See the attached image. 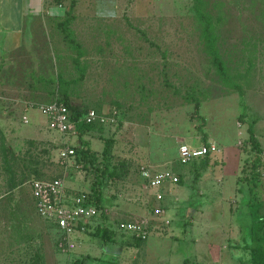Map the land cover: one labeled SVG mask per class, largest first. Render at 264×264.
<instances>
[{
	"label": "rangeland",
	"instance_id": "rangeland-1",
	"mask_svg": "<svg viewBox=\"0 0 264 264\" xmlns=\"http://www.w3.org/2000/svg\"><path fill=\"white\" fill-rule=\"evenodd\" d=\"M116 1L137 7L107 16L90 0H51L22 43L0 55V264H247L237 246L254 244L251 227L264 234V0H203L230 82L216 71L194 0ZM64 97L84 115L105 118L84 140L101 161L114 136L112 166L122 175L105 189L108 221L99 217L79 234L71 254L39 216L31 184L61 174L59 142L78 145L79 135L57 133L26 106ZM196 111L219 149L206 168L201 160L182 167L178 158L181 145H204ZM252 122L259 155L249 143ZM255 159L258 180L249 188L245 169ZM162 162L177 168L183 184L163 216L149 217L142 240L126 225L154 210L147 201L155 191L141 172ZM70 169V191L90 193L91 168L75 161ZM106 224L111 241L101 238Z\"/></svg>",
	"mask_w": 264,
	"mask_h": 264
},
{
	"label": "built area",
	"instance_id": "built-area-1",
	"mask_svg": "<svg viewBox=\"0 0 264 264\" xmlns=\"http://www.w3.org/2000/svg\"><path fill=\"white\" fill-rule=\"evenodd\" d=\"M26 106L44 115L57 133L63 136L79 135L78 123L74 119L72 111L61 100L51 103L28 102ZM99 120L104 121L105 118L95 110H90L79 121L87 125H94ZM23 121L25 124L30 122L27 117H24ZM75 147L77 145L61 142L59 163L62 173L60 176L53 180H36L31 184L39 216L56 227L61 234L59 248L67 254L74 253L78 249V240L81 234L90 232L92 225L99 220V217L103 218L107 215V211L97 207L95 199L89 193L72 192L67 185L71 176L70 167L74 165L77 156ZM218 152L219 149L214 144L197 148L183 144L179 147L178 158L182 166H187L202 160L210 153ZM141 175L148 188L156 192L154 197L159 206L154 208L153 216H163L166 213V207L163 206L165 200L163 189L168 185L179 184L180 175L173 168L157 171L151 167H143ZM126 227L137 238L146 240L149 235L150 221L143 218L131 221Z\"/></svg>",
	"mask_w": 264,
	"mask_h": 264
},
{
	"label": "trees",
	"instance_id": "trees-1",
	"mask_svg": "<svg viewBox=\"0 0 264 264\" xmlns=\"http://www.w3.org/2000/svg\"><path fill=\"white\" fill-rule=\"evenodd\" d=\"M194 2H195V9L199 17L201 18L203 22H205L204 36L207 40L208 50L210 51V54L212 55L213 64L216 68V71L220 75V77L223 79L224 82H230V76L227 74V71H226L227 67L225 63L223 62L219 51L216 48L214 23L212 22V19L210 17H207L204 14V12L201 10L202 5H203V0H194ZM67 37L70 39V43L73 46L76 45L70 31L68 32ZM81 57L82 55L78 53V56L75 60V63L78 69H80L79 60ZM83 78H84V74L81 75L79 80L81 81L83 80ZM234 88L237 90V87H234ZM61 101L70 108V110L73 113L74 119L78 123V133H79L80 140H79V144L77 145V147H75V150L77 153L75 161L83 165L84 167L89 166V168H91L94 182L92 184L91 192L89 194L91 195V197L95 199L97 207L99 209H103L104 202H105L106 187L109 186L111 181L122 179V175L119 173L118 169L112 166L116 139L114 136H112L104 141L105 148L101 155V161H99L98 159L99 156L95 155V153L89 147L88 142L84 140V136L86 135L87 129L92 125H87L79 121L84 116V114L81 113L73 105H70L68 98L64 97L63 99H61ZM195 116H196V120L200 122L198 126V131L202 134V137L204 139V145L209 146L208 136L204 132L205 131L204 128L207 125L206 118L202 116L198 111L195 112ZM245 118H246V115L242 114L240 120L244 121ZM248 134H249V143L252 146V149L257 155H259L261 153V147H260V143L257 138V135H256L254 122L249 124ZM211 155L212 154L210 153L201 160V165L203 168H206L210 164ZM193 164H195V162ZM247 169H250L252 172L248 176L249 188L255 187L256 182L258 180V163L256 159L254 161L249 162V164L246 165L245 171H247ZM58 176H60V174ZM180 184H183V178H181ZM249 205L251 206L252 203H249ZM102 220H103L102 222L104 223L108 221L107 218L105 217H103ZM110 228L111 226L110 225L108 226V224H106L104 228L102 229L101 238L105 241L112 240L111 239L112 233L109 232ZM250 232H251V236H252L251 238L254 244L252 245L245 244L243 246L239 245L237 246V248L239 250L243 249L247 252V255H248L247 264H264V234L261 233L259 228L257 229L255 227H251Z\"/></svg>",
	"mask_w": 264,
	"mask_h": 264
},
{
	"label": "crops",
	"instance_id": "crops-1",
	"mask_svg": "<svg viewBox=\"0 0 264 264\" xmlns=\"http://www.w3.org/2000/svg\"><path fill=\"white\" fill-rule=\"evenodd\" d=\"M93 1L95 10L99 13H106L107 16H116L118 12L125 9V11L132 13L135 11V6L132 4L130 7H122L121 3H117L116 0H90ZM51 0H0V55L2 51H12L18 45H20L24 38V32L30 23L31 19L42 16L51 7ZM117 13V14H116ZM61 144V141L59 142ZM164 162L149 164L147 167H151L157 171L167 169ZM185 167V166H182ZM173 168V167H172ZM180 177L181 173L177 168H173ZM143 179V178H142ZM71 179H69L70 181ZM144 180V179H143ZM68 181V183H69ZM175 185L169 186L164 192L165 200L163 203L166 208L178 201L176 198L179 188ZM70 189V188H69ZM154 192V190H150ZM156 192L154 193V195ZM153 195V201L148 199V203H153L154 208L158 207L159 204L155 200ZM186 208V207H185ZM144 212V213H143ZM153 212V211H152ZM151 211H142L141 219H147L151 221L149 217L153 216ZM139 220V219H138Z\"/></svg>",
	"mask_w": 264,
	"mask_h": 264
}]
</instances>
